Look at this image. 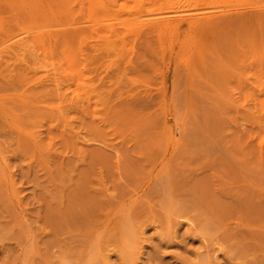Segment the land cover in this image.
I'll use <instances>...</instances> for the list:
<instances>
[{
    "label": "rangeland",
    "instance_id": "obj_1",
    "mask_svg": "<svg viewBox=\"0 0 264 264\" xmlns=\"http://www.w3.org/2000/svg\"><path fill=\"white\" fill-rule=\"evenodd\" d=\"M88 1L0 57V264H264V0ZM3 2L0 32L29 28Z\"/></svg>",
    "mask_w": 264,
    "mask_h": 264
},
{
    "label": "bare ground",
    "instance_id": "obj_2",
    "mask_svg": "<svg viewBox=\"0 0 264 264\" xmlns=\"http://www.w3.org/2000/svg\"><path fill=\"white\" fill-rule=\"evenodd\" d=\"M2 2L4 1V0H1ZM1 1H0V3H1ZM46 2H44V0H7L4 4H9V6H7V7H10L11 8V10L12 11H15V13L16 14H18V15H20L21 17L22 16H26V22H27V20L29 21V28H21V30L19 29L18 30V32H16V33H12V34H10V32L7 30V31H4L5 29H3V31L2 32H0V33H2L3 34V32H4V34L6 35V33L5 32H9V33H7L8 35L10 34L11 36H9V37H7V35H6V38H5V36H4V38H3V40L2 41H0V46H1V48H0V57H4V56H2L3 55V53L4 52H6V54H11L12 55V58L13 57H18V56H23V54L26 52V51H29V49H30V46L34 43V41L32 40L33 39V37H35L36 35H34V34H36V31L37 30H39V28H41V27H39V25H42V24H40V21H43V22H49V21H51V22H54V23H51V22H49L53 27H54V25L55 26H57V27H59L60 25H59V18H58V15H57V18H56V14H59V13H57V12H60V14L59 15H64V12L66 13L65 15L66 16H68V14H69V12L70 11H73L74 9H75V7H74V5L76 4H74V5H72V1H74V2H77V5L78 4H81V6L79 5V7H80V14L83 16V11H81L82 9H83V5L84 4H86V3H84V1L85 0H54V1H57L58 2V4L56 5L57 7H58V5H59V8H61V9H59V10H57L56 8L55 9H53V6H54V1H50V0H45ZM86 1H88V0H86ZM92 1H94V0H92ZM97 1V0H96ZM109 1V0H108ZM114 1V0H113ZM113 1H111V3L113 2ZM116 1V0H115ZM122 1V0H121ZM120 1V4L121 3H123L124 5H125V0H123L122 2ZM127 1V0H126ZM133 1V0H132ZM136 1H139V0H134L133 2H134V5H135V7L137 6V4L139 3H137ZM144 1V0H143ZM149 1V0H148ZM151 1H153V0H151ZM150 1V2H151ZM239 1V0H238ZM243 1V0H242ZM247 1V0H246ZM252 1V0H251ZM256 1V0H255ZM258 1V0H257ZM71 2V3H70ZM83 2V3H82ZM117 2V1H116ZM128 2H129V0H128ZM128 2H126L127 3V6H129L128 5ZM141 2V1H140ZM250 2V1H249ZM50 3L52 4V5H50ZM56 3V2H55ZM88 3H91V0L90 1H88ZM93 3V2H92ZM98 3V2H97ZM101 3H103V1L102 2H100V4ZM105 3V2H104ZM106 3H108L107 1H106ZM105 3V4H106ZM115 3V2H114ZM113 3V4H114ZM153 3V2H152ZM253 3V2H252ZM69 4H70V6L73 8V10H72V8H70V6H69ZM141 4H143V3H141ZM140 4V5H141ZM95 5H98V4H95ZM108 5H109V3L107 4V6L106 5H98V6H96V7H93V10H94V13H97L98 14V11L100 12V11H105V13H103L104 14V16H105V14L106 13H108L109 14V11L111 12V10H113V8L112 7H110V6H112L111 4L109 5V8H108ZM132 5V3L130 4V6ZM134 5H132V9H131V7H128V8H130L131 9V13H129L130 11L129 10H126V11H129L128 12V16L130 17V18H136V16H139V14H138V10L139 11H141V10H143V8H141V6L140 5H138V6H140L138 9H134L133 10V8H135L134 7ZM162 5V4H161ZM261 5V4H260ZM56 6H54V7H56ZM85 7L84 8H86V6H87V4L86 5H84ZM103 6V7H102ZM104 6H106V10L104 9ZM121 6V5H120ZM145 6V5H144ZM242 6V5H241ZM240 6V7H241ZM89 6H87V8H88ZM97 7H99V8H97ZM225 7H228V6H225ZM78 8V7H77ZM91 8H92V6H91ZM103 10H102V9ZM111 8V9H110ZM119 8V7H118ZM170 8V7H169ZM246 8V7H245ZM257 8H259V7H257ZM96 9V10H95ZM101 9V10H100ZM126 9V8H125ZM167 9V8H166ZM249 9V8H248ZM63 10V13H61V11ZM84 10V9H83ZM157 10H159L160 11V9L158 8ZM250 10V9H249ZM260 10H263V11H258V9L255 11V16L256 17H261L262 18V16L264 17V9H260ZM95 11H97V12H95ZM108 11V12H107ZM158 11V12H159ZM180 11V10H179ZM82 12V13H81ZM101 12V13H102ZM142 12V11H141ZM154 12V11H153ZM155 12H156V10H155ZM228 12V11H227ZM241 12L242 13H244V11H239L238 13H240L241 14ZM12 13V12H11ZM85 13H87V12H85ZM91 13H93V11H91ZM142 13H146V12H142ZM162 13H163V11H162ZM235 13V12H234ZM253 13V12H252ZM125 14V13H124ZM152 14V13H151ZM154 14V13H153ZM159 14V13H158ZM167 14V13H166ZM169 14V13H168ZM201 15H191V16H189V19H188V26H191V27H194V23L196 24V22H197V19H204V18H208V17H210L211 15L210 14H208V13H200ZM64 15V16H65ZM116 15H118V14H116ZM121 16H119L120 18H122L123 17V15L122 14H120ZM157 15V14H156ZM179 15V14H178ZM178 15H175V16H178ZM17 16V15H16ZM24 16V17H25ZM86 16H87V14H86ZM96 16V15H95ZM100 16V15H99ZM108 16V15H107ZM144 16V15H143ZM173 16V15H172ZM187 16V15H186ZM255 16H254V18H255ZM23 17V18H24ZM101 17H103L102 15H101ZM101 17H100V19H101ZM127 17V16H126ZM154 16H152V18H150V19H147V21H144L145 23H143V24H140V22H137V23H139L140 24V26H139V30H140V32L142 33H140L141 34V37L140 38H142V36L144 35V34H150V33H152V32H154V31H157L158 29L159 30H161V28H168V29H170V28H177V27H179V25L181 24H179V22H174V18H172V17H169V16H166L165 17V15H163L162 14V16H160V17H154ZM180 17V16H179ZM178 17V18H179ZM75 18V17H74ZM91 17H89L88 19H90ZM99 18V17H98ZM109 18V17H108ZM124 18V17H123ZM122 18V20H124ZM129 18V19H130ZM182 18V17H181ZM254 18L252 17V19L254 20ZM76 19V18H75ZM84 19V18H83ZM92 19V18H91ZM95 19V17H93V20ZM107 18L105 17L104 18V20H106ZM137 19V18H136ZM186 19V18H185ZM58 20V21H57ZM72 20H73V18H72ZM92 20V21H93ZM98 20V19H97ZM96 20V21H97ZM104 20H102V21H104ZM58 23H57V22ZM74 21V20H73ZM75 21H77V20H75ZM85 21V20H84ZM87 21V20H86ZM100 20H98V28H99V24H100V22H102V21H100ZM129 21V20H128ZM177 21H179V20H177ZM181 21V20H180ZM186 21V20H185ZM261 21V20H260ZM62 22V21H61ZM60 22V23H61ZM69 22H70V20H69ZM69 22H68V24H69ZM125 22V21H124ZM130 22V21H129ZM132 22H134L133 20H131V23ZM183 22V21H182ZM187 22V21H186ZM258 22V21H257ZM28 23V22H27ZM45 23V24H46ZM73 23V22H72ZM96 23V22H95ZM126 23H128V22H126ZM136 23V22H135ZM134 23V24H135ZM261 23V22H260ZM263 23V22H262ZM44 24V23H43ZM66 24H67V22H66ZM121 24H124V23H121ZM133 24V25H134ZM24 25V24H23ZM51 25H47V26H51ZM61 25H64V22H63V24L61 23ZM95 26H96V24H94ZM102 25V24H101ZM100 25V26H101ZM132 25V24H131ZM130 24H126L125 25V27H123V28H126L127 26H129V27H132ZM136 25H138V24H136ZM45 26V25H44ZM105 27V25H102V27ZM107 26V25H106ZM110 26H112L111 24L109 25V27H106V28H108V29H110ZM115 26V25H114ZM135 26V25H134ZM57 27L55 28V29H51V30H48L52 35H53V31H55L54 32V34L56 33V34H58L59 32H61L60 30H58L57 29ZM63 27V26H62ZM103 27V28H104ZM181 27V26H180ZM261 27V26H260ZM49 28V27H48ZM85 28V27H84ZM90 28H92L91 26H90ZM98 28H96V29H98ZM101 28V27H100ZM100 28H99V30H100ZM122 28V27H121ZM144 28V29H143ZM61 29V28H60ZM68 29H69V26H68ZM105 29V28H104ZM137 29V30H138ZM67 30V29H66ZM98 30V32H100ZM128 30V29H127ZM127 30H125V32L127 31ZM137 30L134 32V34L135 33H137L136 35H138V33H139V30H138V32H137ZM143 32H142V31ZM175 30V29H174ZM173 30V31H174ZM177 30V29H176ZM264 30V29H263ZM40 31V30H39ZM62 31H64V29H62ZM69 31H71V30H69ZM81 31V30H80ZM95 31V30H94ZM115 31V30H114ZM166 31H168V30H166ZM165 31V32H166ZM171 31H172V29H171ZM33 32H35L34 34H31V33H33ZM46 32V31H45ZM90 32V31H89ZM110 32H112V31H110ZM121 32V31H120ZM169 32H170V30H169ZM178 32V31H177ZM261 32L263 33V31L261 30ZM39 33V32H38ZM175 33H176V31H175ZM40 34V33H39ZM38 34V35H39ZM56 34H55V36H56ZM74 34H76V33H74ZM133 34V33H132ZM153 35L155 34V32L154 33H152ZM152 34H150V35H152ZM171 34V33H170ZM49 35V33L47 34V36ZM152 35V36H153ZM257 35V34H256ZM51 36V35H50ZM156 36V35H155ZM155 36H153V37H155ZM258 36V35H257ZM147 37V40L150 38L151 39V37H148V36H146ZM152 37V38H153ZM156 37H159V35H157ZM260 37V36H259ZM2 38V37H1ZM145 38V36H143V40L145 41L146 39H144ZM165 38H166V36H165ZM176 38V37H175ZM35 39V38H34ZM101 39V38H100ZM149 39V40H150ZM252 39V38H251ZM263 39V38H262ZM1 40V39H0ZM140 40V39H139ZM142 40V39H141ZM157 40V39H156ZM166 40V39H165ZM9 41V43H7ZM33 41V42H32ZM138 41V40H137ZM152 41H153V39H152ZM171 41V40H170ZM178 41V40H177ZM258 41V40H257ZM107 42V41H106ZM261 42V41H260ZM263 42V41H262ZM6 43V44H5ZM37 43V42H36ZM155 43V42H154ZM35 44V43H34ZM158 45V44H157ZM34 46V45H33ZM32 46V47H33ZM134 47V46H133ZM34 48V47H33ZM33 50V49H32ZM31 50V51H32ZM30 52V51H29ZM119 53V52H118ZM5 54V53H4ZM8 54V55H9ZM124 54V53H123ZM25 57V56H24ZM32 57V56H31ZM121 57V56H120ZM22 58V57H21ZM134 58H135V56H134ZM133 58V59H134ZM16 59V58H15ZM22 59H24V58H22ZM36 59V58H35ZM129 59H131V58H129ZM128 59V60H129ZM183 59V58H182ZM25 60V59H24ZM37 60V59H36ZM21 61V60H20ZM131 61V60H130ZM128 62V61H127ZM257 62V61H256ZM12 64V63H11ZM33 65H35V64H33ZM33 67V66H32ZM14 68V67H13ZM29 68V67H28ZM27 68V69H28ZM35 68H37V67H35ZM186 68V67H185ZM257 71V70H256ZM264 63H262V64H260V66H259V70L257 71V73H256V75L255 76H253L252 78L253 79H251V81H250V87H251V89L250 90H252L251 91V93H250V95L249 96H251V101H252V105H253V107H255V111L258 113L257 114V117H258V119L257 120H259V128H260V130H261V132H263L264 131ZM162 75V74H161ZM160 78H161V76H160ZM162 78H163V80H164V78H165V76L163 75L162 76ZM49 80V79H48ZM162 81V80H161ZM55 82H56V80H55ZM57 83V82H56ZM155 83H156V81H155ZM57 85V84H56ZM163 87V86H162ZM151 90V89H150ZM249 99V100H250ZM250 101V102H251ZM253 113V112H252ZM256 117V118H257ZM179 130V129H178ZM260 135V134H259ZM263 136V135H262ZM264 139V136L262 137V140ZM258 143H260V142H258ZM260 145H262V143H260ZM183 225H189V220H184L183 222H181ZM143 233H144V231H143ZM213 257L216 259V255H213ZM139 258V261H140V257H138ZM136 260H137V258H136ZM139 261L137 260V264L139 263ZM215 263L216 264H219L218 263V261L216 260L215 261ZM134 264H135V262H134Z\"/></svg>",
    "mask_w": 264,
    "mask_h": 264
}]
</instances>
